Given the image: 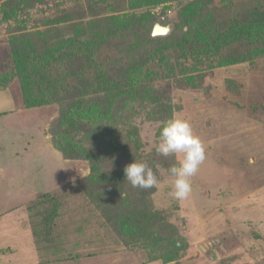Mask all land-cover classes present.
Instances as JSON below:
<instances>
[{"label": "rangeland", "instance_id": "1", "mask_svg": "<svg viewBox=\"0 0 264 264\" xmlns=\"http://www.w3.org/2000/svg\"><path fill=\"white\" fill-rule=\"evenodd\" d=\"M88 1L85 15L78 18L72 12L69 21L75 25L86 23L92 36L96 35L100 17L110 18L100 25L106 27H115L114 23L126 16L144 11L172 28L178 20L177 0H124L115 8L108 7V0ZM2 2L0 212H4L0 215V253L18 237V230L25 232L26 240L34 241L31 245L27 242L25 254H40L49 260L53 256L61 264L65 260H73V264H264V58L218 66L184 60L178 48L169 47V55L148 57L134 74L140 79L156 72L162 75H157L161 79L155 84L163 95L162 107L157 98L150 99L154 102L145 108L133 101L120 113L119 122L103 126L99 133L102 150L125 145L144 156H153L157 154L161 125L170 118L184 117L206 145V159L191 178L192 191L186 199L176 200L170 195L173 178L169 169L177 164L174 155L157 166L158 184L145 195L147 216L164 218L173 226L170 231L181 240L180 247L168 246L170 251L166 253V244L152 247L154 243L134 245L118 240L104 216L88 200L69 190L71 183L90 174L89 162L64 158L53 144L50 125L58 115L55 103L24 106L11 55L12 42L43 29L40 19L50 16L55 8L46 10L41 7V0H22L23 4H15L21 8L19 13L4 15ZM62 3L71 12L80 0H61V7ZM248 5L249 0H209L201 7V13L210 12L214 25L221 28L231 6L243 13ZM209 19L200 16V20ZM90 21L97 25L92 27ZM210 28L214 26L210 24ZM116 30L108 38L111 43L96 54L99 64L113 61L125 51L126 46L120 44L125 40L115 37L122 31ZM243 50L244 45H235L227 53ZM144 81H149V77ZM161 116L162 120L157 119ZM86 120L91 123V116ZM128 135L132 143L127 140ZM45 192L58 194L61 202L49 240L33 234L39 229L44 207L34 203ZM16 253L23 251L5 252L2 256Z\"/></svg>", "mask_w": 264, "mask_h": 264}, {"label": "trees", "instance_id": "2", "mask_svg": "<svg viewBox=\"0 0 264 264\" xmlns=\"http://www.w3.org/2000/svg\"><path fill=\"white\" fill-rule=\"evenodd\" d=\"M2 1V6L7 7V10L4 8V15L19 13L21 8L15 4L24 2ZM87 1L80 0L79 5H75L76 9L69 12L65 10L68 1L61 7V0H41V7L55 10L50 16L40 19L39 26L43 29L12 42L14 76L21 83L26 108L51 103L57 105L58 115L50 125V133L53 144L63 157L87 159L89 162L90 174L71 183L69 190L88 200L94 210L104 216L118 240L134 245L154 243L152 247L166 244L168 253L170 246L180 247L181 240L170 231L173 226L164 218L147 216L144 198L152 190L133 188L125 179L124 167L133 160L144 161L157 175V166L169 161V157L157 154L144 156L125 145H120V148L115 146L110 151L102 150L99 133L103 126L119 122L120 113L133 101L145 108L148 103L154 102L150 99L157 98L159 107H162L163 95L155 86L162 75L159 72L148 75L149 81L146 82V77L140 79L134 74L148 57L169 55V47L178 48L184 60L194 63L206 61L218 66L264 58V0H249L243 13L231 6V12L221 28L214 25L210 12L201 13V7L209 0H177L178 20L171 32L163 36L151 34L154 24L160 20L146 11L126 16L121 22L114 23L115 27L100 26L110 20L100 17L98 22L95 20L100 24L95 30L96 35L92 36L86 23L75 25L69 21L72 12L78 18L85 15ZM108 1L111 8L124 2ZM94 2L97 3L96 0ZM9 7L12 8L10 12ZM46 10L40 11L45 13ZM200 16L210 19L200 20ZM89 23L92 27L97 25L93 21ZM210 24L214 29L210 28ZM116 29H121L122 33L115 37L125 40L120 44H124L126 49L115 60L99 64L95 56L101 47L111 43L108 38L116 33ZM197 44H201L200 49H196ZM235 45H244L245 50L227 53V49ZM166 58L168 61L169 56ZM2 82L0 80V86L4 87ZM88 116L92 118L91 123L86 120ZM162 117L157 119L162 120ZM110 125L108 133L112 131ZM127 140L132 143L129 135ZM39 197L34 204L44 207L40 211L39 229L33 230V234L49 240L55 218L59 216L60 196L45 192Z\"/></svg>", "mask_w": 264, "mask_h": 264}, {"label": "clouds", "instance_id": "3", "mask_svg": "<svg viewBox=\"0 0 264 264\" xmlns=\"http://www.w3.org/2000/svg\"><path fill=\"white\" fill-rule=\"evenodd\" d=\"M155 151L164 157H177V164L169 169L173 178L170 195L176 200L186 199L192 191L191 178L206 159L203 140L187 118L173 117L161 125ZM124 176L133 188L152 189L158 184L156 172L144 161L128 163Z\"/></svg>", "mask_w": 264, "mask_h": 264}, {"label": "crops", "instance_id": "4", "mask_svg": "<svg viewBox=\"0 0 264 264\" xmlns=\"http://www.w3.org/2000/svg\"><path fill=\"white\" fill-rule=\"evenodd\" d=\"M4 211L0 212V215H3ZM3 219V218H1ZM0 219V220H1ZM26 237V234L25 232H21V231H18L17 230V236L15 239H14V242H11V243H7L6 244V249H1V250H5L6 253H12L14 252L15 250L19 251V249H22L23 253H16V254H10L9 256H2L3 253H0V264H61V260L59 261L58 259H55V257L53 256H50V259H46V258H43L40 254H39V251L36 249V251H38V254L39 255H34L33 253L27 255L24 253V250L27 246V242L29 245L33 244V238H29V240H26L24 238ZM9 248H13L14 250L11 251V249ZM10 250V252H9ZM58 260V261H57ZM73 260H65V263L64 264H73Z\"/></svg>", "mask_w": 264, "mask_h": 264}, {"label": "water", "instance_id": "5", "mask_svg": "<svg viewBox=\"0 0 264 264\" xmlns=\"http://www.w3.org/2000/svg\"><path fill=\"white\" fill-rule=\"evenodd\" d=\"M171 29H172L171 24L163 25L157 22L154 24L151 34L153 36H163L169 34L171 32Z\"/></svg>", "mask_w": 264, "mask_h": 264}]
</instances>
